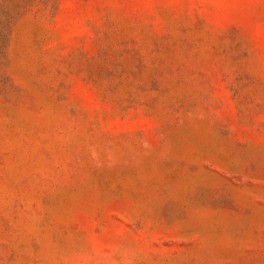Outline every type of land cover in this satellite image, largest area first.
I'll return each mask as SVG.
<instances>
[{
  "label": "rangeland",
  "instance_id": "rangeland-1",
  "mask_svg": "<svg viewBox=\"0 0 264 264\" xmlns=\"http://www.w3.org/2000/svg\"><path fill=\"white\" fill-rule=\"evenodd\" d=\"M0 264H264V0H0Z\"/></svg>",
  "mask_w": 264,
  "mask_h": 264
}]
</instances>
